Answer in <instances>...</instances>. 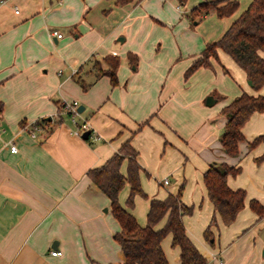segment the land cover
Here are the masks:
<instances>
[{"label": "crops", "instance_id": "obj_1", "mask_svg": "<svg viewBox=\"0 0 264 264\" xmlns=\"http://www.w3.org/2000/svg\"><path fill=\"white\" fill-rule=\"evenodd\" d=\"M202 0H5L0 3V264H111L122 261L113 234L121 229L110 198L87 174L129 140L136 151L138 176L146 198L135 194L126 205L129 185L118 198L139 225L148 200L175 193L191 207L182 215L185 232L212 264H264V109L241 126L237 153H225L219 135L226 121L222 107L252 88L244 71L222 49L187 77L184 71L205 43L217 40L251 0H238L229 15H185ZM58 30L59 37L53 33ZM119 56L117 82L96 76L92 59ZM135 57V61L129 58ZM264 58V49L259 50ZM106 66V63H103ZM86 83L83 89L75 76ZM211 94L213 103L206 104ZM76 99L98 136L72 133L60 104ZM51 117L48 119L47 117ZM48 121L34 136L32 123ZM12 143L17 145L11 151ZM221 161L239 166L226 176L243 188V206L223 224L214 213L202 173ZM120 170L126 173V158ZM167 182L163 183L162 179ZM212 237L203 236L212 215ZM160 219L155 228L164 222ZM167 233L161 247L168 264H180L179 248ZM59 249V254H52Z\"/></svg>", "mask_w": 264, "mask_h": 264}, {"label": "trees", "instance_id": "obj_2", "mask_svg": "<svg viewBox=\"0 0 264 264\" xmlns=\"http://www.w3.org/2000/svg\"><path fill=\"white\" fill-rule=\"evenodd\" d=\"M115 1L123 4L130 0ZM177 1L183 3L185 0ZM237 6L238 0H202L191 7L185 15L189 17L190 23H193L199 13L207 14L213 11L217 16H226L231 14ZM218 48L226 52L244 71L252 88L258 89L264 83V58L259 54V50L264 49V0H251L217 40L205 43L199 56L194 58L185 69L184 76L187 77L198 66H209V58L217 57ZM130 57L135 61L133 55L129 54ZM103 63H106V66ZM119 63V56L107 54L102 58H93L92 69L96 76L108 75L112 84H115ZM75 77L83 89L89 86L90 83H86L80 76ZM61 106L62 104L60 108ZM2 109L3 102L0 100V113ZM263 109L264 95L249 94L245 91H241L222 107L226 121L219 135V141L225 153L230 155L237 153L238 141L243 139L242 124L253 111ZM47 123L45 117H40L30 127L41 125L44 129ZM263 139L264 133H261L249 141L248 145L251 147ZM125 158L126 173L123 174L120 167ZM262 158L264 153L257 157V160ZM138 168L136 151L126 139L119 150L104 163L87 171L92 183L110 198L111 212L121 226L113 237L120 245L122 261L111 264H168L161 247V240L167 233L171 235V245L179 248L180 264H212L200 253L185 232L182 215L189 213L191 207L181 202L182 184L175 193H167L163 198H149L144 225H139L133 214L120 203L118 195L125 182L129 185L126 195L127 206L132 205L135 194L146 195L140 187ZM238 171L239 166L213 161L202 173L207 196L213 204L214 213L219 216L223 224L232 222L243 206L244 189L231 188L226 183V176L234 175ZM249 206L258 216L264 214V205L257 200L251 199ZM163 217L165 219L162 225L155 228V224ZM214 223L215 215L213 214L209 224L203 230V236L207 240L212 237L210 225Z\"/></svg>", "mask_w": 264, "mask_h": 264}, {"label": "built area", "instance_id": "obj_3", "mask_svg": "<svg viewBox=\"0 0 264 264\" xmlns=\"http://www.w3.org/2000/svg\"><path fill=\"white\" fill-rule=\"evenodd\" d=\"M4 1L5 0H0V3ZM53 33L59 37L62 35V33L59 32L58 30H54ZM61 104H62L61 106L62 112L68 114L67 116L72 125L71 128L72 133L78 136H82L85 130L90 129L88 138L91 137H93L94 139L98 138V136L94 133V131H92L89 121L81 116V112L79 111L80 102L78 100L76 99L63 100ZM42 129L43 127L41 125H35L33 128H31L30 132L32 133V135L37 136L38 131ZM10 149L11 151H15L17 149V145L15 143H12ZM162 182L163 183L167 182V179L163 178ZM51 253L54 255L59 254L60 250L52 249Z\"/></svg>", "mask_w": 264, "mask_h": 264}, {"label": "water", "instance_id": "obj_4", "mask_svg": "<svg viewBox=\"0 0 264 264\" xmlns=\"http://www.w3.org/2000/svg\"><path fill=\"white\" fill-rule=\"evenodd\" d=\"M246 82H247L248 84H250V80H249V79H246ZM213 101H214V98H213V96H212L211 94H208V95L205 97V103H206V104H211V103H213ZM83 110H84V105H83V104H80V105H79V111L82 112ZM47 118L50 119L51 117L49 116V117H47ZM89 133H90V129L85 130V131L83 132V134H82V137L85 138V139H87V138L89 137ZM210 240H212V239H210Z\"/></svg>", "mask_w": 264, "mask_h": 264}, {"label": "rangeland", "instance_id": "obj_5", "mask_svg": "<svg viewBox=\"0 0 264 264\" xmlns=\"http://www.w3.org/2000/svg\"><path fill=\"white\" fill-rule=\"evenodd\" d=\"M195 19H197V18H195ZM140 196L143 197V198H146V197H147V195H145V196L140 195ZM166 235H167V234H166ZM166 235H165V236H166ZM261 235H262L261 237H262L263 240H264V228H262V233H261ZM165 236H164V237H165Z\"/></svg>", "mask_w": 264, "mask_h": 264}]
</instances>
